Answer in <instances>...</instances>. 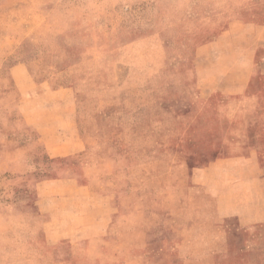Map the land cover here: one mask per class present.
Wrapping results in <instances>:
<instances>
[{
    "label": "crops",
    "instance_id": "0c3cea01",
    "mask_svg": "<svg viewBox=\"0 0 264 264\" xmlns=\"http://www.w3.org/2000/svg\"><path fill=\"white\" fill-rule=\"evenodd\" d=\"M52 1L0 0V59L26 51V42L45 40L60 48L63 58L79 59L65 72L81 84L83 78L73 68L85 59L115 60L111 65L106 60L105 73L89 72L96 74L91 100L82 96L83 85L38 80L24 63L6 71L4 78L12 83L2 90V103L9 102L8 113L1 111L2 121L12 130L22 122L34 135L29 145L9 152L24 155L22 159L11 166L1 161L0 170L34 169L27 160L39 153L79 166V172L72 169L73 176L36 185L38 214L14 215L30 221L42 237L32 247L35 263L216 264L227 252L224 220L264 222V156L243 137L247 131L217 136L201 101L210 105L217 95L242 96L255 69L264 76V55L258 59L264 27L229 21L223 32L194 48L192 81L187 83L175 76L184 72L181 68L170 69L158 35L133 40L126 28L117 39L106 38L103 27L129 26L131 19L135 24L139 6V18L153 20L147 25H216L210 10L203 23L195 17L197 9L200 15L199 0L186 22L181 21L183 11L165 4L167 0H56L54 6ZM64 38L70 41L66 47L60 45ZM115 40L119 44L113 46ZM33 50L37 57H55L44 54L41 46ZM137 65L141 80L122 77ZM176 90L185 91L188 113L169 108ZM218 146L225 158L189 168V155Z\"/></svg>",
    "mask_w": 264,
    "mask_h": 264
},
{
    "label": "rangeland",
    "instance_id": "374dc122",
    "mask_svg": "<svg viewBox=\"0 0 264 264\" xmlns=\"http://www.w3.org/2000/svg\"><path fill=\"white\" fill-rule=\"evenodd\" d=\"M56 0L52 1L54 6ZM165 4L171 5L174 8H180L183 11L181 21H188L186 18L191 16L192 10H189L194 5V0H167ZM139 6V5H138ZM197 7H200V15L198 9L195 17H200L203 23V18H207V11H211L212 21L216 25H147L146 23L153 21L151 19L139 18L142 14L141 6L138 7L137 19L135 24L131 19V25L114 27L107 25L104 35H114L115 39L119 37V32L130 28L132 31L133 40L147 38L149 36L158 35L162 40L166 52V60L170 64V69L181 68L183 73L175 76L181 82L191 83L190 76L191 60L194 48L203 44L213 37L223 32L229 21H243L251 24H257L259 27H264V0H199ZM145 7H143L144 9ZM49 5L44 8L46 14ZM193 14V13H192ZM99 29V33H101ZM135 31V32H134ZM46 35L53 36L52 32H45ZM70 41L62 39L60 45L66 47ZM122 42H128V39ZM121 42V43H122ZM39 43V44H38ZM86 44L85 42H83ZM94 40L88 43L93 46ZM118 40L114 41L113 46L118 45ZM43 47L44 54H50L55 57H37L34 52V47ZM23 46L26 51H16L12 56L3 61L0 59V162H5L6 165L16 163V160L22 159L19 154L9 153L14 150L17 145H29L32 142L33 133L29 128L19 123L14 130L10 129L8 124L2 121L1 111L8 113V103L3 102L1 97L3 91L10 87L11 80L4 78L6 71L14 64L24 63L28 65L33 76L40 80L52 78L55 84H63L65 81L75 82L77 79L74 76H66V68L74 67L78 64L77 57L63 58L60 48L55 49L49 46L48 41L26 42ZM112 46V47H113ZM63 49V48H62ZM24 54V57L22 55ZM25 55H27L25 57ZM264 55V49L258 53V59ZM110 56V55H109ZM256 57V62H257ZM86 61L80 68H73V73L80 75L83 78L81 89L82 96L91 100V97L96 95L93 82L96 81V74L88 75L90 71L97 72L98 70L105 73L107 68L106 60H109L111 65L113 57L105 59H85ZM3 61V63H1ZM105 63V64H104ZM146 63V62H145ZM144 65V62L142 66ZM56 70L59 72L56 74ZM139 65L132 68L129 72H122V77L127 76L131 81H139L143 75L139 74ZM50 73V74H49ZM85 73V74H84ZM84 74V75H83ZM69 75H72L69 73ZM103 76V74H102ZM106 76V75H104ZM103 76V77H104ZM55 77L56 80H55ZM89 77V79H88ZM5 88V89H4ZM182 91H174V100L169 105V108L177 107V111L188 113L190 106L182 99L187 96ZM10 109V108H9ZM201 109L207 120H210L215 127L217 136L226 132L229 135L241 136L242 131H247L243 137H248L247 141L252 142L260 156H264V76H261L255 69L252 74L250 84L244 95L239 97L225 98L217 95L211 98L210 105L201 101ZM12 110H9L11 113ZM3 131L1 130L2 128ZM253 139V140H252ZM10 141V142H8ZM6 150V151H5ZM8 150L9 154H6ZM28 163L31 162L35 168H23V172L16 173L14 171L2 172L0 170V264H36L34 259L33 244L36 241H41L42 237L33 230L28 220H18L15 214H38L35 202L37 199L36 185L42 180L58 179L73 176L71 171L76 168L79 172V166L74 160H54L50 161L43 154H29ZM32 157V158H31ZM226 153L223 146H218L213 150H200L198 154L189 155V168H200L206 166L220 158H225ZM81 158V157H80ZM26 160V159H23ZM4 164V165H5ZM3 165V167H4ZM262 179H264V161L260 164ZM70 172V173H69ZM77 172V171H76ZM79 174V173H78ZM75 175V174H74ZM227 231V252L223 256L216 258V264H264V222L244 224L235 217L224 220ZM242 223V224H241ZM154 233L159 235V230H154ZM187 251H183L186 253ZM151 254L152 262L155 263L157 253L153 251ZM187 256V255H186ZM158 264V262H156Z\"/></svg>",
    "mask_w": 264,
    "mask_h": 264
}]
</instances>
